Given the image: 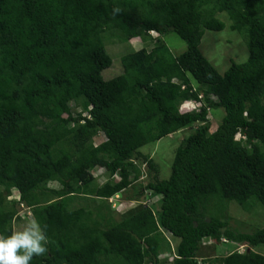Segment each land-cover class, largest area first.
Returning <instances> with one entry per match:
<instances>
[{"label":"trees","instance_id":"obj_1","mask_svg":"<svg viewBox=\"0 0 264 264\" xmlns=\"http://www.w3.org/2000/svg\"><path fill=\"white\" fill-rule=\"evenodd\" d=\"M220 12L249 50L223 74L199 48L205 30L225 28ZM167 32L186 50L174 55ZM137 37L154 44L109 51ZM185 101L201 105L183 111ZM187 128L160 180L141 149ZM137 162L153 172L146 184ZM97 168L101 185L90 178ZM131 187L143 202L114 216L109 199ZM216 201L264 209V0H0V236L30 209L47 238L30 264H161L164 231L179 239L170 264H264L253 250L264 227L233 228L225 211L211 216ZM206 238L246 250L199 261Z\"/></svg>","mask_w":264,"mask_h":264},{"label":"rangeland","instance_id":"obj_2","mask_svg":"<svg viewBox=\"0 0 264 264\" xmlns=\"http://www.w3.org/2000/svg\"><path fill=\"white\" fill-rule=\"evenodd\" d=\"M218 17L225 22V28L221 31L214 30H205L203 38L200 42L199 48L204 56L215 66L220 74H223L231 65L232 62L242 63L247 60L249 55V50L246 41H244V37H242V33L237 30H233L231 28L232 21L229 16L225 13L218 14ZM154 38H159L160 35L158 33L152 32L151 34ZM244 36V35H243ZM162 38L169 45L171 51L174 55H178L186 50L187 44L183 41L177 34L174 32H167L163 34ZM246 40V39H245ZM154 42L152 40L143 41L140 37L134 38L129 43L123 44H115L109 46V51L113 56L120 57L125 52V49H140L142 47H148L149 49L153 46ZM116 59V58H115ZM122 67L117 64L113 68H108L104 70L103 77L105 79H109L110 72L116 73ZM196 104L192 102L185 103L181 105L182 110L193 109ZM80 107L74 105V114L77 111H80ZM225 115V111L223 108L213 109L210 111L208 115V119L211 124V131H214L219 124L223 116ZM193 129L187 128L182 129L176 133L170 134L169 136L163 137L161 140L148 144L141 149L144 154H148L153 157L157 165H159L158 177L160 180L167 179L171 173V167L174 159L175 152L177 147L181 144L182 140L188 136ZM239 137V136H238ZM105 139L103 134H100L99 139H95V143L101 142ZM138 166L141 168L143 175L138 182H143L146 184L152 176V171L145 164H140L137 162ZM94 177V179H93ZM92 178L97 185L103 184L107 180V173L103 168H97L93 171ZM115 179L118 180L119 177L116 174ZM50 185L52 188H60L61 184L54 182ZM49 186V187H50ZM140 186V185H139ZM141 188V187H140ZM150 194V191L147 192ZM146 193V194H147ZM134 194V189L126 190L120 194L115 195V197H111L109 199V203L112 205V209L116 211L114 216L119 217V214L125 212L129 209H134L143 201L137 199H131L130 196ZM19 195L17 191H14L11 199H18ZM158 198V199H157ZM161 199V196L151 198L150 195L147 196L144 202L148 204L155 205L157 201ZM226 201L214 202L211 204L210 212L211 216L220 218L223 216V212L225 211L226 218L233 228L239 229L243 232H253L259 228L264 227V209L260 206L252 205L249 206V209L241 207L237 202L232 201L228 203ZM228 206V207H227ZM227 207V209H226ZM157 209H160V202L158 203ZM226 209V210H225ZM19 220H17L16 224H14V230H21L27 222L31 220V210L27 208H21L19 210ZM165 235L169 238V246L164 244V248L159 255L161 259V264H170L173 261L175 256V247L179 243L178 238H173L171 235L164 231ZM245 251L246 245L240 246L234 243H224L217 242L213 239L206 238L204 239L202 246L200 247L197 258L199 261L202 259H214L226 256L230 252L233 251ZM254 251L264 254V247L253 248Z\"/></svg>","mask_w":264,"mask_h":264},{"label":"clouds","instance_id":"obj_3","mask_svg":"<svg viewBox=\"0 0 264 264\" xmlns=\"http://www.w3.org/2000/svg\"><path fill=\"white\" fill-rule=\"evenodd\" d=\"M118 11L119 9L113 10L114 13ZM188 102L196 104L193 109H198L201 105L199 102L194 101H185L182 105ZM238 136L241 137L238 134L237 138ZM16 222L17 220L14 221V224ZM46 243L47 238L41 225L34 219L30 220L21 230L12 231L6 236H0V264H30L34 255L40 256L47 251Z\"/></svg>","mask_w":264,"mask_h":264}]
</instances>
